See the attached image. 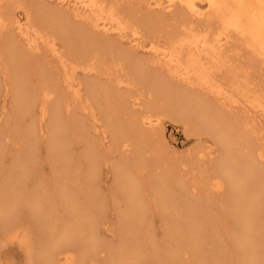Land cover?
Listing matches in <instances>:
<instances>
[{
  "label": "bare ground",
  "instance_id": "6f19581e",
  "mask_svg": "<svg viewBox=\"0 0 264 264\" xmlns=\"http://www.w3.org/2000/svg\"><path fill=\"white\" fill-rule=\"evenodd\" d=\"M261 64L264 0H0V161L19 142L0 162V249L22 264H264ZM166 120L208 142L186 151L197 180L159 160L151 176L150 159L138 175Z\"/></svg>",
  "mask_w": 264,
  "mask_h": 264
},
{
  "label": "rangeland",
  "instance_id": "374dc122",
  "mask_svg": "<svg viewBox=\"0 0 264 264\" xmlns=\"http://www.w3.org/2000/svg\"><path fill=\"white\" fill-rule=\"evenodd\" d=\"M261 69L259 70V72H260V86L261 87H264V65H262L261 64ZM4 124V123H3ZM26 125V124H31L28 120H26V121H24L23 123H22V125ZM5 125V124H4ZM16 125H18V124H12V126L10 127L11 129L12 128H14ZM14 126V127H13ZM2 127V126H1ZM17 127H19V125L18 126H16V128ZM161 135H162V137H161V142H158V141H153L154 142V144L157 146V147H159V149L154 145V147H156V148H154V150L155 149H157V150H151V151H149V153L148 152H146L147 154H146V156H148V154H150V153H152V155L151 156H148V157H146L145 156V158L146 159H144V160H142L143 161V163H145L146 161H149V159L153 162H155L154 163V165L156 166L157 165V163H158V160L160 161V162H162V163H164V164H162V166L164 167V165H166L164 168L165 169H167L168 168V166H169V168L172 170V168H173V171H171V172H174V170H177L176 171V173H179V174H181L182 175V177L183 178H187L189 181L191 180V181H193V180H197L198 179V176H200L201 175V171H199V172H197V171H195L196 169H199V170H201V168H199L198 166H199V164H197L196 162L194 163V160L192 159V155L191 154H188L186 151L188 150V149H192V148H194V149H200L201 147H203V146H207V145H209L208 144V142H205V141H203V142H201V143H199V142H197V141H194L193 139H190V138H188V137H186L185 136V134L182 132V128L180 127V124L179 123H175V122H173V121H171V120H166V122H164V124H163V130H162V132H161ZM159 143V145H157L158 143ZM19 142L17 141V140H14V139H12V140H10L8 143H7V146H6V148H7V150H5V153L3 154L4 156H3V162L2 161H0L2 164H3V166L4 165H6L5 167H8V165H10L11 163H12V161H11V155H12V152H11V150L13 149V148H16L19 144H18ZM157 143V144H156ZM150 143H148V145H149ZM147 145V146H148ZM201 145V146H200ZM146 146V145H145ZM144 146V148H146ZM199 147V148H198ZM40 150H42V149H40ZM42 153H44L43 151H41V155H40V158H42V157H44V155L42 154ZM158 155V156H157ZM160 155V156H159ZM156 156V157H155ZM167 156V157H166ZM185 156H186V158H185ZM160 157H162L161 159H160ZM173 159H172V158ZM175 157V158H174ZM155 158H157V160L155 161ZM163 158H165L166 159V162H165V160H162ZM168 158V159H167ZM170 159H171V161H170ZM162 160V161H161ZM173 160V161H172ZM191 160H193V162L191 161ZM141 161V162H142ZM40 162H42L41 163V168H40V172H42L41 174H39L38 175V177L40 176V175H42L43 174V176H44V178H48L47 176H48V174H49V172H50V170H49V167H48V165H47V163H45V161L44 160H41ZM150 162V161H149ZM149 163V164H151V166H149V164L146 162V166H144L143 164V167H145V168H143L144 170H141V173H139L138 175L140 176V174H142V175H144L145 176V174H146V179L148 178V176H149V178L151 177V176H153L154 174H156V173H158L157 171H160L161 173H163V171H161L160 169L162 168V166H160L161 164H160V162L158 163V164H160L159 166H153V163ZM157 162V163H156ZM174 162V163H173ZM182 162V163H181ZM166 163V164H165ZM188 164V165H187ZM195 164V165H194ZM148 165V166H147ZM176 165V166H175ZM178 165H179V168H178ZM186 166V168H185V166ZM198 165V166H197ZM152 166H153V168H152ZM190 167V169H189V167ZM148 167V168H147ZM160 167V169L158 170V168ZM188 167V168H187ZM149 168H152V169H150L149 171L150 172H152V170H153V173H152V175L150 176V172L148 171H146V169L148 170ZM156 168H157V170H156ZM178 168V169H177ZM194 168V169H193ZM155 169V170H154ZM181 169V170H180ZM182 169H183V171H182ZM192 169V170H191ZM154 171H156V172H154ZM185 171V172H184ZM5 172V171H4ZM184 172V173H183ZM192 173L191 175L189 174V173ZM45 173V174H44ZM148 173H150L149 175H148ZM189 174V175H188ZM46 175V176H45ZM109 175V180H108V185H109V183H110V186H112V181H113V178H112V176H111V174H107V176ZM142 175H141V177H142ZM31 176V175H30ZM35 176V175H34ZM33 176V174H32V177H34ZM144 176L142 177V178H144ZM185 176V177H184ZM8 177V176H7ZM6 177V178H7ZM32 177H28L29 178V180L26 178V182L24 183V186L26 187V190H28V191H30V189L34 186V183H31L30 182V178H31V181L32 182H34V178L32 179ZM36 177H37V175H36ZM157 177V176H156ZM5 178V179H6ZM153 178V177H152ZM151 178V179H152ZM145 178H144V180L145 181H143L144 183L147 181ZM29 182V183H28ZM171 182H174V179L173 180H171ZM110 207H111V205L110 204H108ZM111 208H113V207H111ZM108 209L109 208H107V211H108ZM113 210V212H115V210L114 209H112ZM112 210H109V212H111ZM107 213L108 215H109V218H107V220L109 221V223H108V225H109V227H111V230L113 231V232H115V227H116V221L114 222L113 221V219L115 218V216H114V218H111V217H113L112 216V214L111 213ZM114 215V214H113ZM111 216V217H110ZM152 217V219H154V221L157 219L156 218V216L155 215H151ZM110 219H112V221L110 220ZM115 220V219H114ZM111 221V222H110ZM153 221V222H154ZM157 221V220H156ZM155 221V222H156ZM114 222V223H113ZM154 222V224H153V227H154V225H155V229L156 230H159V228H158V225H159V222L156 224ZM112 224H114V226L112 225ZM113 226V227H112ZM159 227H160V225H159ZM111 233V231H109L108 233H106V232H102V238H108L109 237V235L110 236H113V234L114 233ZM108 234V235H107ZM116 234V233H115ZM107 236V237H106ZM116 236V235H115ZM104 239V240H105ZM108 239H110V237L108 238ZM106 240V241H110L111 243L113 242L114 243V241L116 242V240L115 239H117L116 237H115V239L113 238L112 239V241H111V239L110 240ZM103 240V239H102ZM114 240V241H113ZM4 245V247H3V249H2V247H1V249L0 250H2V251H4V254L3 255H0V262L2 263V264H22V262L24 261L23 260V254H22V250L21 249H19L18 250V248L15 246V245H13V244H9V243H7V244H3ZM13 247V248H12ZM6 248V249H5ZM9 248V249H8ZM15 248V249H14ZM15 250V251H14ZM19 253H21V254H19ZM22 258V259H21ZM21 260H22V262H21ZM0 263V264H1Z\"/></svg>",
  "mask_w": 264,
  "mask_h": 264
}]
</instances>
